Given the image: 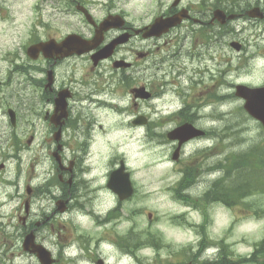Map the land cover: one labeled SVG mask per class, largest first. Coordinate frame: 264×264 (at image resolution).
I'll return each mask as SVG.
<instances>
[{"label": "flooded vegetation", "instance_id": "af4514ba", "mask_svg": "<svg viewBox=\"0 0 264 264\" xmlns=\"http://www.w3.org/2000/svg\"><path fill=\"white\" fill-rule=\"evenodd\" d=\"M27 16L34 19L29 32ZM169 17L178 22L161 34L144 30ZM236 22L247 25L250 34L241 39ZM12 30H19V40L12 47L0 44V86L11 81L2 77V61L20 75L13 86L17 106L4 108L9 140L14 137L18 142L11 145L20 150L46 148L53 172L42 193L55 203L50 213L42 211V219L31 212L20 215L23 236L32 232L44 251L40 258L29 251L32 247H20L19 255L33 257L34 264H264V190H235V173H226L214 161L215 200L198 205L203 192L194 186L204 177L196 173L193 157L201 151L196 147L182 158L187 145H200L199 139L217 134L220 100L233 95L219 94L225 86L220 74L228 69H220L214 52L223 46L233 52L231 42L238 41L237 52L253 48L249 62L264 61V0H0V39ZM36 44L34 58L28 47ZM183 48L185 62L179 61ZM28 98L36 103L33 112L26 108ZM115 100H126L124 109ZM154 100L169 105L154 110L164 114L155 119L148 115L153 111L140 108ZM107 106L116 116L125 113L128 126L142 119L143 126L167 129L161 142L173 148L180 141L167 136L172 129L186 123L202 132L182 143L177 159H167L177 167L178 173L168 176L178 181L175 192H182L177 200L184 207L168 215V222L141 224L135 220L138 207L125 206L137 202L140 190L130 167L131 193L125 199L108 188L123 157L112 153L104 158V172H91L92 162L102 161L110 144L106 122L98 115ZM23 110L36 121L23 118ZM35 124L42 127L39 141L33 129L24 135ZM42 187L35 185L31 194ZM105 195L115 204L102 210L98 206ZM194 195L199 197L190 199ZM5 252L0 264H11L12 253L3 257Z\"/></svg>", "mask_w": 264, "mask_h": 264}, {"label": "rangeland", "instance_id": "374dc122", "mask_svg": "<svg viewBox=\"0 0 264 264\" xmlns=\"http://www.w3.org/2000/svg\"><path fill=\"white\" fill-rule=\"evenodd\" d=\"M28 12V11H27ZM19 19H23L21 15H18ZM32 18L26 19L28 32L31 29L33 23ZM250 28L240 22H236V33L241 35V39L250 34ZM9 36H2L0 44L3 41L5 47H12L15 41L19 40V30H12L8 32ZM184 48L182 50V53ZM254 52L250 47L249 51L242 54V59L229 56V49L227 46H223L219 52H214V55L220 61L221 70L228 69L221 75V80L225 82L226 86L223 89L220 88L221 93H228L234 91L232 83L242 82V80H248L252 83H259L264 81V72L259 71L258 66L264 67V61L253 60L247 65V56ZM240 54V53H239ZM239 54H236L238 56ZM230 59L229 63L225 62V59ZM186 56L182 55L179 59L181 62H185ZM2 65V77L3 79L10 78L11 81L8 85L3 84L0 86V160L7 159V169L0 173V243H5L8 247H4L6 252L10 245L11 260L16 264H33L34 259L28 255H19L18 245L20 239L22 240V234L24 231L23 226L19 224L18 214L23 213V202L26 199L25 184L26 181L32 178L33 185L42 184L46 178L50 177L52 173L51 165L52 161L49 157L48 151L45 147L32 146L29 149H21L14 151L10 145L15 141V138L9 141L10 126L8 118L4 114L5 105L16 104L19 101L18 96H14L13 86L20 79V75H14V71L6 62H1ZM216 72V71H214ZM169 99V97H167ZM27 109L32 112L35 109V102L30 101L28 98ZM126 100H115L114 103H118L119 109H124L123 105ZM158 102H152L142 109L147 111L155 110ZM161 107H166L167 102H159ZM243 100L237 96L226 98L220 101L219 112L222 113L219 118V131H217L214 144L218 142V149L210 152L212 148L208 149L210 152L209 157L203 160V165L207 163H213L217 159L224 155L231 154L236 155L249 149V147L255 143V140L262 139L260 135L261 127L256 120L249 117L243 109ZM113 108L110 106L99 108L98 115L106 122V129L108 131V141L106 152L103 154L102 161H93L92 173H102L108 168L107 162L104 158L110 156V152H119L127 156L129 163L137 168L135 172L140 179V184L144 186L140 187L137 195L136 203H125L126 207H138L139 215L136 216V221L139 223H147L150 221L148 212L152 213L154 222L165 223L168 222L166 217L167 212L174 213V209L179 208L175 203L171 201L170 193L168 192L169 186L173 183L171 180L165 179L166 175L174 174L171 169V163L167 161L171 153V146L168 143L161 144L158 139L146 138V133L143 128L128 126V116L125 113L116 116L113 112ZM23 118L28 117V120L36 121L34 117L23 110L21 112ZM152 114V113H151ZM153 117V116H152ZM224 117V118H223ZM260 127V128H259ZM20 126H18L19 130ZM29 132H25L27 136L30 130L33 129V133L39 138L42 136V127L38 124L34 126L28 125ZM223 136V141L221 140ZM166 137V136H165ZM17 142V140H16ZM221 142V143H220ZM208 143V142H207ZM204 144L191 143L186 146L184 156H188L189 151H193L196 147L203 146ZM15 148V147H14ZM70 150H68V153ZM15 154L18 156L15 157ZM195 158V157H194ZM193 158V160H195ZM224 160V159H223ZM156 162H162L160 165ZM167 164V165H166ZM228 168V165H226ZM30 168H33L31 170ZM209 181L211 178H208ZM169 185V186H168ZM196 189V188H195ZM32 216L40 215L42 219V212L50 213L52 208L55 207L54 199L51 197L34 196L31 200ZM115 201L112 196L108 198L103 197L100 200L98 207L102 210L113 207ZM96 205V204H95ZM76 212V209L74 210ZM123 227H127L126 217L127 214L123 213ZM39 220V219H38ZM50 220V219H49ZM63 220V219H61ZM83 223L87 222L86 218L81 220ZM221 227V225H219Z\"/></svg>", "mask_w": 264, "mask_h": 264}, {"label": "trees", "instance_id": "16d2710c", "mask_svg": "<svg viewBox=\"0 0 264 264\" xmlns=\"http://www.w3.org/2000/svg\"><path fill=\"white\" fill-rule=\"evenodd\" d=\"M257 149H250V151L245 152L244 154L240 156H236V159L239 160V164L244 163L246 160L251 158H258L259 156L264 157V144L263 143H256ZM238 167V166H237ZM255 167V164L253 163H245L244 166L239 167L238 176L241 178H237L239 183L244 184L241 189H243L245 186L246 190H254L256 188H262V185L264 184V171L260 173L259 178H253L250 177L251 172L253 171V168ZM227 177V175H226Z\"/></svg>", "mask_w": 264, "mask_h": 264}, {"label": "water", "instance_id": "95a60500", "mask_svg": "<svg viewBox=\"0 0 264 264\" xmlns=\"http://www.w3.org/2000/svg\"><path fill=\"white\" fill-rule=\"evenodd\" d=\"M32 48L36 49V46H33ZM245 107L248 109V111L256 118L260 119L264 123V97L263 96H256L252 99H249L247 97V102L245 104ZM32 236L27 235L25 237V240L23 242V246L25 249L29 248V243L31 242ZM35 252L38 254H41L43 252V248L38 247L34 248Z\"/></svg>", "mask_w": 264, "mask_h": 264}]
</instances>
